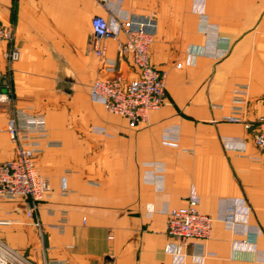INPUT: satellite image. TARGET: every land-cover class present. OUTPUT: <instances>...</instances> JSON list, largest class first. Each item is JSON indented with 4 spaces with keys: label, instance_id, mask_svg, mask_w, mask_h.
<instances>
[{
    "label": "crops",
    "instance_id": "0c3cea01",
    "mask_svg": "<svg viewBox=\"0 0 264 264\" xmlns=\"http://www.w3.org/2000/svg\"><path fill=\"white\" fill-rule=\"evenodd\" d=\"M132 15L156 18L151 61L168 76L165 106L133 128L91 94L139 78L119 42L93 47L94 17L116 32ZM0 25L21 54L0 41V163L15 158V110L44 115L53 144L35 157L51 187L42 232L25 199L0 200V242L29 264H264V150L225 120L239 85L244 120L264 117V0H0ZM190 199L214 220L204 256L167 233Z\"/></svg>",
    "mask_w": 264,
    "mask_h": 264
},
{
    "label": "built area",
    "instance_id": "2783aa9c",
    "mask_svg": "<svg viewBox=\"0 0 264 264\" xmlns=\"http://www.w3.org/2000/svg\"><path fill=\"white\" fill-rule=\"evenodd\" d=\"M108 5L110 0H101ZM110 15L113 11L108 9ZM95 54L103 58L106 53L105 41L112 39L120 43L123 57L131 56L139 71V78L131 82L122 76L113 79L96 80L91 86L92 96L111 114L124 117L130 127L146 123L151 112L160 111L166 104L167 73L154 68L150 49L158 30L154 15H132L128 20L118 22V29H111L110 21L96 16L92 19ZM123 35L124 42H120ZM0 41L12 44L8 58L11 62L20 59V50L14 46V32L0 25ZM179 67L181 65H178ZM248 85H239L233 92V110L225 120L233 124H243L246 129L256 128L254 143L264 150V117L255 123H247L243 118V106L248 96ZM3 98L2 76L0 74V101ZM7 132L15 147V158L0 163V200L25 199L28 217L34 219L42 232L38 219L40 204L50 197L51 187L36 164L35 157L46 147L53 146L49 139L46 117L30 110H15L7 123ZM45 143V144H44ZM6 222L0 221V225ZM214 220L199 210L198 201L190 199L185 207L169 212L167 233L178 240V248L192 244L195 255L204 256L205 243L213 233ZM29 264L17 252L0 242V264ZM60 264H68L62 262Z\"/></svg>",
    "mask_w": 264,
    "mask_h": 264
},
{
    "label": "bare ground",
    "instance_id": "6f19581e",
    "mask_svg": "<svg viewBox=\"0 0 264 264\" xmlns=\"http://www.w3.org/2000/svg\"><path fill=\"white\" fill-rule=\"evenodd\" d=\"M24 264V262H22Z\"/></svg>",
    "mask_w": 264,
    "mask_h": 264
}]
</instances>
